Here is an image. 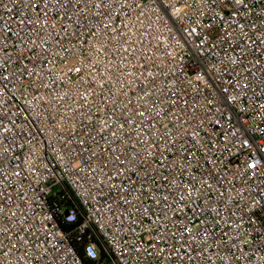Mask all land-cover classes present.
<instances>
[{"label": "built area", "instance_id": "2783aa9c", "mask_svg": "<svg viewBox=\"0 0 264 264\" xmlns=\"http://www.w3.org/2000/svg\"><path fill=\"white\" fill-rule=\"evenodd\" d=\"M107 260L264 264V0H0V264Z\"/></svg>", "mask_w": 264, "mask_h": 264}, {"label": "rangeland", "instance_id": "374dc122", "mask_svg": "<svg viewBox=\"0 0 264 264\" xmlns=\"http://www.w3.org/2000/svg\"><path fill=\"white\" fill-rule=\"evenodd\" d=\"M58 190H60V189H58ZM107 264H110V260H107Z\"/></svg>", "mask_w": 264, "mask_h": 264}, {"label": "water", "instance_id": "95a60500", "mask_svg": "<svg viewBox=\"0 0 264 264\" xmlns=\"http://www.w3.org/2000/svg\"><path fill=\"white\" fill-rule=\"evenodd\" d=\"M65 215L67 216L68 215V212H66Z\"/></svg>", "mask_w": 264, "mask_h": 264}, {"label": "snow or ice", "instance_id": "6c2138e0", "mask_svg": "<svg viewBox=\"0 0 264 264\" xmlns=\"http://www.w3.org/2000/svg\"><path fill=\"white\" fill-rule=\"evenodd\" d=\"M237 2H240V0H237Z\"/></svg>", "mask_w": 264, "mask_h": 264}, {"label": "trees", "instance_id": "16d2710c", "mask_svg": "<svg viewBox=\"0 0 264 264\" xmlns=\"http://www.w3.org/2000/svg\"><path fill=\"white\" fill-rule=\"evenodd\" d=\"M69 227H71V226H69Z\"/></svg>", "mask_w": 264, "mask_h": 264}]
</instances>
